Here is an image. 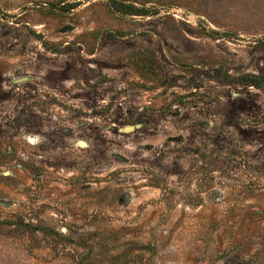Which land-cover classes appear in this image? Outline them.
<instances>
[{
    "label": "rangeland",
    "instance_id": "1",
    "mask_svg": "<svg viewBox=\"0 0 264 264\" xmlns=\"http://www.w3.org/2000/svg\"><path fill=\"white\" fill-rule=\"evenodd\" d=\"M0 264H264V0H0Z\"/></svg>",
    "mask_w": 264,
    "mask_h": 264
},
{
    "label": "water",
    "instance_id": "2",
    "mask_svg": "<svg viewBox=\"0 0 264 264\" xmlns=\"http://www.w3.org/2000/svg\"><path fill=\"white\" fill-rule=\"evenodd\" d=\"M20 80H25V79L24 78H16V79H14V82H17V81H20ZM131 129H132L131 126H128V127L125 128V130H131Z\"/></svg>",
    "mask_w": 264,
    "mask_h": 264
},
{
    "label": "trees",
    "instance_id": "3",
    "mask_svg": "<svg viewBox=\"0 0 264 264\" xmlns=\"http://www.w3.org/2000/svg\"><path fill=\"white\" fill-rule=\"evenodd\" d=\"M255 85H258V83H257V82H255Z\"/></svg>",
    "mask_w": 264,
    "mask_h": 264
}]
</instances>
